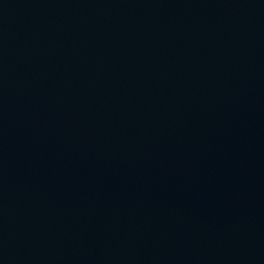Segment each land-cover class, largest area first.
<instances>
[{
	"label": "water",
	"instance_id": "95a60500",
	"mask_svg": "<svg viewBox=\"0 0 264 264\" xmlns=\"http://www.w3.org/2000/svg\"><path fill=\"white\" fill-rule=\"evenodd\" d=\"M0 264H264V0H0Z\"/></svg>",
	"mask_w": 264,
	"mask_h": 264
}]
</instances>
